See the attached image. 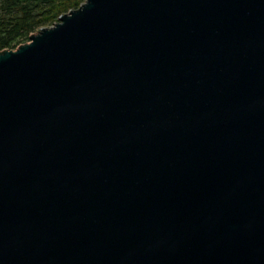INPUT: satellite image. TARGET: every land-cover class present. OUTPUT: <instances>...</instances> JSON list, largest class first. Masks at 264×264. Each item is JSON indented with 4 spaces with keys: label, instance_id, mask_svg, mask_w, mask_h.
I'll list each match as a JSON object with an SVG mask.
<instances>
[{
    "label": "water",
    "instance_id": "95a60500",
    "mask_svg": "<svg viewBox=\"0 0 264 264\" xmlns=\"http://www.w3.org/2000/svg\"><path fill=\"white\" fill-rule=\"evenodd\" d=\"M0 264H264V0H86L0 53Z\"/></svg>",
    "mask_w": 264,
    "mask_h": 264
},
{
    "label": "trees",
    "instance_id": "16d2710c",
    "mask_svg": "<svg viewBox=\"0 0 264 264\" xmlns=\"http://www.w3.org/2000/svg\"><path fill=\"white\" fill-rule=\"evenodd\" d=\"M86 0H0V53L27 44L30 36L51 27Z\"/></svg>",
    "mask_w": 264,
    "mask_h": 264
},
{
    "label": "rangeland",
    "instance_id": "374dc122",
    "mask_svg": "<svg viewBox=\"0 0 264 264\" xmlns=\"http://www.w3.org/2000/svg\"><path fill=\"white\" fill-rule=\"evenodd\" d=\"M36 33H37V32H36ZM34 34H35V33H34ZM29 42H30V41H29ZM29 42H28V43H29Z\"/></svg>",
    "mask_w": 264,
    "mask_h": 264
}]
</instances>
